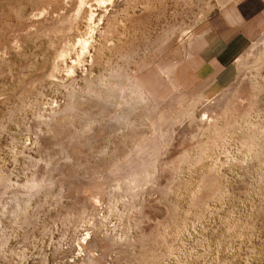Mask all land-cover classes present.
<instances>
[{
    "label": "rangeland",
    "instance_id": "obj_1",
    "mask_svg": "<svg viewBox=\"0 0 264 264\" xmlns=\"http://www.w3.org/2000/svg\"><path fill=\"white\" fill-rule=\"evenodd\" d=\"M238 5L0 0V264H264V41L169 79Z\"/></svg>",
    "mask_w": 264,
    "mask_h": 264
},
{
    "label": "crops",
    "instance_id": "obj_2",
    "mask_svg": "<svg viewBox=\"0 0 264 264\" xmlns=\"http://www.w3.org/2000/svg\"><path fill=\"white\" fill-rule=\"evenodd\" d=\"M258 1V7L251 12L238 5L200 24L195 29L199 33L197 39L187 51L190 66L183 63L172 70L169 76L172 86L204 91L226 76L230 63L243 46L251 41L249 52L261 44L264 37L252 41L264 32V0ZM194 97L208 99L209 94L203 92Z\"/></svg>",
    "mask_w": 264,
    "mask_h": 264
},
{
    "label": "bare ground",
    "instance_id": "obj_3",
    "mask_svg": "<svg viewBox=\"0 0 264 264\" xmlns=\"http://www.w3.org/2000/svg\"><path fill=\"white\" fill-rule=\"evenodd\" d=\"M261 70H262L261 67H257V68H256V73H259Z\"/></svg>",
    "mask_w": 264,
    "mask_h": 264
}]
</instances>
